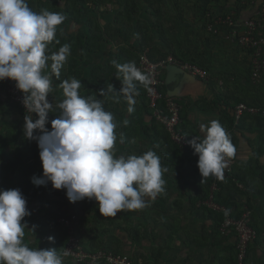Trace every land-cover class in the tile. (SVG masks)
<instances>
[{
  "label": "clouds",
  "instance_id": "1",
  "mask_svg": "<svg viewBox=\"0 0 264 264\" xmlns=\"http://www.w3.org/2000/svg\"><path fill=\"white\" fill-rule=\"evenodd\" d=\"M67 19L64 13L41 9L33 11L27 0H0V81H15L23 93L25 115L23 133L39 148L43 174L33 176L35 186L51 182L54 189L66 190L71 203L88 198L98 202L99 213L115 217L121 211L143 210L149 201L165 192L164 173L160 156L154 150L142 155H115L118 134L114 115L96 95L82 96V83L72 77L59 87L63 100L56 105L59 115L49 121L53 103L48 97L53 91V77L60 79L61 70L71 55L70 45L57 51L50 45L59 44L57 28ZM111 63L121 82L119 91L109 83L99 96L112 94L113 102L123 96L128 113L135 111L137 83L151 91L152 79L134 62ZM122 75V79L120 76ZM33 113L36 118H33ZM51 123V130L46 125ZM203 136L187 140L198 155L197 167L203 177L224 179L228 160L236 156L231 135L218 120L200 123ZM38 133V134H37ZM124 137L119 136L123 143ZM147 198V199H146ZM201 204L207 202L199 201ZM31 212L19 189H0V264H63L67 251L56 248H32L24 242L25 217ZM49 242L54 237L49 236Z\"/></svg>",
  "mask_w": 264,
  "mask_h": 264
},
{
  "label": "crops",
  "instance_id": "2",
  "mask_svg": "<svg viewBox=\"0 0 264 264\" xmlns=\"http://www.w3.org/2000/svg\"><path fill=\"white\" fill-rule=\"evenodd\" d=\"M261 1L262 0H203L200 4L196 3V5H194L192 3V5L190 4L189 6L190 8H183L186 13H183L182 8L181 10L178 8H166L163 4H158L160 10L152 14L151 11H154V9L158 7L157 4L153 7H149L144 4L142 0H136L140 9L136 18H140V13L143 9H150L147 12L149 15L148 18H145L146 13H143L142 15L145 19H140L148 25L149 28L147 31L154 42H156L154 44L157 46L158 50H175V47H177L176 42L171 46H167L158 38L159 24L167 27L169 17L180 18L179 24L184 28L181 29L182 33L179 34L181 39L184 40L187 38L186 36L188 33H191V35H189L190 37L195 36L199 40H203L202 43H198L199 52L197 56L199 59L203 60L206 55V58L208 57L209 59L208 63L210 67H206L208 72L206 79L196 76L193 78V76L183 73L174 67L164 68L162 72L163 84L166 92L169 91L171 95L173 94V96L177 98L180 105V114L185 116L184 120L181 119V125L184 127L185 134L191 139L194 135L202 137L203 134L199 129L200 123L207 124L210 120L215 119L218 120L227 133L231 135L232 142L237 149L236 156L232 158L233 164L230 174L221 180L218 186H215L210 177L203 180L197 167L198 155L193 154L194 150L190 146L178 148L173 143L164 142L162 135H166L165 130L158 122H156V129H158L161 134L155 135V133H153L150 121L151 116L145 114L143 115L141 124H137L136 127L132 125V137L136 134L138 138L145 140V143H143L145 144L144 149H147L145 152L148 150L157 151L161 158L162 166L168 169L163 175V179L166 182L165 195L169 192V194H171L172 203H179V207L177 206L178 211L183 210V206H189L186 210L188 213L187 215H191V211L196 209L201 197H207V200L202 201H206L207 205H210L213 203L212 196L215 194L216 197L218 196L220 200H223L230 206V212L235 213L242 208H247L251 212L255 211L257 208L260 219L263 221L264 79L257 83H252L250 81V61L248 54L237 44L233 34L235 30L238 34L242 32V22L255 14ZM117 2H122V0H109L105 9L101 8V12L94 13L93 17H95L100 25L105 24V22L111 23L116 13L122 9ZM110 4H112L113 7H110ZM191 9L196 10V12L198 11L197 18L195 17L196 15H193L196 12L192 13ZM205 9L215 17L210 24L216 31H208L205 21L202 22L203 29L200 28V32L196 33L190 31L192 27L188 25L186 20H192L195 26L198 23L201 24L203 17L199 16L204 13ZM224 14H226V16L232 14L236 25L228 26L226 24L216 23L215 19L217 17H223ZM150 16L157 17V20H151ZM193 19L198 23H195ZM179 30L180 27L178 26L176 31L177 34ZM135 38H137L135 35H131L129 38H126V36L120 38L118 36L117 39L112 40L111 43L105 44L103 47L107 49L111 48V51H115L116 47L125 44L127 39L131 42H135ZM137 96L139 98H137L138 101L136 100V104H139L141 101L140 95L138 94ZM239 102H244L248 105L251 104L258 108L259 111L256 113L244 112L240 119L230 126L229 120H225L221 112L225 110L227 112L226 114L231 119V117H233V108ZM127 116L128 113L126 114V117ZM221 119H223L224 122L221 123ZM117 125L115 131H117V134L121 131V133L118 134V136H120L122 135V129L119 127L118 123ZM143 125L146 127V132L142 129ZM154 138L158 140L157 144L152 143V139L155 140ZM132 139L133 138L129 139L130 144H127L128 148L135 146ZM140 150L143 153V150ZM140 150L139 153L141 152ZM123 154L124 151H122L121 155ZM128 154L132 155L129 151ZM170 159H174L176 162L171 163ZM192 198L199 200L196 201L193 206L189 203ZM196 215L198 214L196 213ZM197 217H199V215ZM188 219L189 222L193 221L191 217ZM257 221L260 223L262 229L261 236H264V224L259 220ZM38 228L40 234L32 235L33 238L24 240V242L35 245V248H53V242H49L47 239L49 236H52L48 234L49 230H44L42 225L38 226ZM262 247L264 248V246ZM60 249L58 251H60ZM158 262H161V259H159ZM63 264L77 263L63 258Z\"/></svg>",
  "mask_w": 264,
  "mask_h": 264
},
{
  "label": "rangeland",
  "instance_id": "3",
  "mask_svg": "<svg viewBox=\"0 0 264 264\" xmlns=\"http://www.w3.org/2000/svg\"><path fill=\"white\" fill-rule=\"evenodd\" d=\"M53 1L49 0L50 4ZM110 5V7H113L112 4ZM149 10L143 9L140 13V18H148L149 15L147 12ZM191 10L192 13L196 12V10ZM143 13H146L145 18L142 15ZM197 13L198 11L193 14L194 16L196 15V18ZM205 14L206 17L202 18L201 24L193 19L195 23H198L196 26L192 20H186L188 25L192 27L190 31L198 33L200 32V28L203 29L202 22L205 21L206 23L208 12ZM150 18L153 21L157 20V17L150 16ZM208 24L210 22L206 23V27ZM79 30H82L81 24L74 26L68 24L63 27L64 38L61 40L62 45L66 42L67 36L70 33L78 32ZM124 34L129 38V36L133 35V31L129 27H126ZM135 41H139L138 37L135 38ZM110 50L111 48H104V56L103 54L96 55L95 60H103V57ZM78 53L72 54L78 55ZM83 69L84 77L88 76L90 68ZM62 71L67 73L66 64ZM79 80L82 83L83 77ZM113 80L116 86L115 89L118 91L117 85L119 84V80L116 79V75L113 76ZM15 83V81L9 79L0 81V189H19L26 198L27 208L31 212V215L25 217V220L22 221L28 225V229H25L26 235L24 240L33 238L30 230L32 227H38L41 224H45V227L49 230L48 234L52 236L55 234L62 235L68 228L59 222L60 217L62 214L63 216L76 214L81 231L80 237L84 245H88L91 240L96 245L103 243L109 244L118 248L119 253L129 254L134 264H213L214 262L216 264L218 262L217 257L229 255L230 251L223 248L224 243L214 245L215 240L213 232L211 231L210 221L208 222L207 219L197 217L196 209L189 210L191 211V215H187L186 210L189 206L182 205L184 209L178 211L177 206L172 203L171 194L168 192L165 195L166 189L154 201H149V206L143 210H125L119 212L115 217H108L99 213L98 202L94 199L91 200L93 204L90 211H85L82 209L83 205L81 202L79 205L76 202H69L66 196V190L54 189L51 182L47 185L35 186L31 182L32 177H40L43 174L42 162L39 156L40 150L37 143L26 139L23 133L24 117L28 113L20 112L16 109L17 107L11 105L14 103L10 98L12 89L16 88ZM59 84L55 80V77H53V91L50 93L48 100L53 103L54 111L49 114V121L59 115V110L56 109V105L64 98ZM105 97H101V100L104 101ZM97 98L100 99L98 96ZM137 98L139 97H135L138 101ZM5 100L7 101L5 102ZM118 105L122 114L119 118L121 121L126 118L127 114V108L123 105L121 97ZM104 107L117 119L115 104L108 103ZM32 115L35 119L36 114L33 113ZM46 127L51 130V123L46 125ZM8 132L9 135H7ZM120 133L121 131L118 132V134ZM131 138H133L132 140L135 146L130 148L127 145L130 143H120L118 139L114 149L117 157L122 154V151H124L123 155L128 154V151L132 155L138 156L145 153V150H147L146 148L144 149L145 144L143 143H145V140L138 138L136 134ZM140 149L143 150V153H139ZM30 150L36 156L24 159L23 153ZM250 213V215H254L257 220L262 222L257 208ZM190 217L193 219L192 222H189L188 218ZM72 230L77 233L75 228ZM221 239L219 237V240ZM224 241L228 243L231 240ZM154 249L161 250V262L156 263L154 261ZM250 249L251 252L244 264H264V248L261 245L257 246L252 243Z\"/></svg>",
  "mask_w": 264,
  "mask_h": 264
},
{
  "label": "trees",
  "instance_id": "4",
  "mask_svg": "<svg viewBox=\"0 0 264 264\" xmlns=\"http://www.w3.org/2000/svg\"><path fill=\"white\" fill-rule=\"evenodd\" d=\"M142 1L144 2V4L148 5L149 7L150 6L153 7L155 4L157 5L163 4L164 7L166 8L167 7L178 8L179 10H181V8L182 9L190 8L189 6L190 4L192 5V3L194 5H196V3L200 4L203 0H181V1L180 0H142ZM107 2H109V0H54L50 4L49 0H27L29 7L37 13H39L41 9L46 8L51 12L64 13L67 17V19L57 28L56 39H58L60 43L55 44L53 42V44L50 45V49L52 51H57L59 47L62 46L61 40L63 38V31H62L63 27L67 26L68 24H72L73 26L81 24L82 30H79L78 32L75 31V32L70 33L67 36L66 42L63 43V45L64 44L70 45L71 54L72 53L75 54L77 52L79 53L78 55L72 54L69 56L67 63H66L67 73H64L61 70L60 79L57 80L58 83H61L63 80L70 79L72 77H75L77 79H80L83 77L80 94L82 96L96 94L101 99V97L103 96H99L98 94V92L101 89H106L109 83H112L115 86L113 76L117 75V70L114 67V65L111 63V61L116 60L117 62L121 64L126 63V62H134L137 66L141 53L143 51L146 52L148 58L152 62H157L171 55L174 58L175 62L177 63L195 64L205 69L206 71H207L206 67H210L208 63L209 59L208 57L206 58V55L203 60L199 59L197 56V53L199 52L198 46L200 43H202L203 40L201 41L195 36L190 37L189 35H191V33H188V35L186 36L187 38H185L184 40L181 39L179 34L182 33L181 29L183 27L180 26L179 24L180 18L169 17L168 26L164 27L163 25L159 24L160 28L158 29L159 30L158 32L159 40L167 46H171L174 42H176L177 47H175V50L174 49L168 50V51H165L164 49L158 50L157 46L154 44L156 42H154V40L151 38V36L149 35L147 31L149 28L148 25L145 24L140 18L138 17L136 18V15H138L140 11L136 3V0H122V2H117V4L122 7V9L116 13L111 23L108 22V23H105L104 25H100L98 21L95 19V17L93 16H94V13L101 12V8L105 9ZM159 5L157 8L154 9V11H151L152 14H155V12L160 10ZM207 11L208 10L205 9L204 13H202L203 18L206 17L205 13ZM183 12H184V9H183ZM225 16L226 14L223 15V17ZM214 18L215 17L213 16L212 13H208L206 23L211 22L212 19ZM178 26L180 27V30L177 34L176 31H177ZM126 27H129V29L133 31V35L137 36L139 41L131 42L130 40L127 39V41L125 40L126 43L123 44L122 46L121 45L117 46L115 51L110 50L106 54V56L103 57L104 58L103 60L96 61L95 60L96 55L103 54L104 56L103 46H105V44L111 43V41L117 39L118 36L119 37L125 36L124 31ZM83 68H90L88 72V76L86 77H84ZM207 76H208V72H207ZM120 78L122 79V75L120 76ZM160 78L163 80L162 75L160 76ZM120 87H121V82L119 81V84L117 85L118 91ZM137 90H138V94L140 95V100H141L140 103L135 104L134 112L128 113V111H126V113H128V116L126 117V119H122L121 121L119 120V118L122 116V114H121L118 103L113 102L110 94H108L104 98V103H105L104 105L108 103L115 104V110L118 116L115 122L116 124L118 123L119 127L122 129V136L124 137L123 142L125 143L126 142L130 143L129 139L132 137V134H131L132 125L136 127L137 124H141L143 121V115L145 114H148L149 116H151L150 121L152 124L153 133H155V135L161 134L160 131L156 129L157 121L153 115V109L149 107L148 98L146 96L148 90L145 89L139 83H137ZM159 90L162 93L163 98L158 100V106L162 108L165 105V96H168V95L165 90L164 84L159 86ZM121 98H122L123 105H125V107L128 108L129 105L126 99L123 96H121ZM6 101L7 100H5V102ZM11 105H14L15 107H17L16 109L18 111L24 112V110L18 103L14 102ZM226 113L227 112L225 110H222L221 112L222 116L225 117V120L228 119L230 122V126H232L235 120L233 117H231L230 119ZM180 117L182 120H184L185 118V116H183L182 114H180ZM181 122H180V128L182 132L185 133L184 127H182ZM222 122H224L223 119H221V123ZM142 129L144 130V132L147 131L144 125ZM165 134H166L165 136L162 135L164 142H170V143L175 144L170 139L166 131H165ZM7 135H9V132L7 133ZM5 138H7V136H5ZM118 139H119V136H118ZM152 143L157 144L158 140L152 139ZM175 145L179 148L177 144ZM127 155H130V154H126L125 156ZM23 156H24V159H27L30 157H34L36 155L32 150H30V151L24 152ZM170 160H171V163L176 162L174 159H170ZM210 178L214 182L215 186L216 185L218 186L220 184L221 180L218 179L217 181H214L213 177H210ZM203 198L204 197H201L199 200L200 201L207 200V197L204 199ZM212 199L213 201L212 200L211 201L213 203L221 207L225 206L224 210H216L214 208L209 207L206 204L198 203L196 206V210H197L196 213L199 215L201 219H208L210 221L211 231L213 232L214 240H215L214 245H220L224 243L225 245L223 244V248L230 251L228 256L217 257L218 262L216 264H239L238 258H237L236 243L233 238L234 233L232 232V233H229L228 235H222L219 228L221 226V223L224 222V220L226 219V217H231L232 219H238L241 217V215L246 210H249V209L242 208L241 210L233 213L229 211L230 206L227 205V203H225L223 200H220L218 196L216 197L215 194L212 196ZM199 200L192 198L190 199L189 203L191 206H193L194 203ZM80 202L83 205L82 209H84L85 211H90V209L92 208V204H93L90 199L85 198L84 200L77 201L76 204L79 205ZM175 204L176 206L179 207V203H175ZM64 216H67V215H64ZM262 218H263L262 223L264 224V212L262 213ZM249 224L254 228L256 232V237L252 243L255 245L260 244L264 246V236H261L262 229H261L260 223L254 217V215H250ZM41 225L44 227L43 228L44 230H47V227H45V224H41ZM73 228H75L77 232L75 234L80 239L81 245L83 246L84 249L89 250V251L106 250V251H112L113 253H119L118 248H115L105 243L96 245L93 240H91L88 245H84L82 243V238L80 237L81 231H80V226H79L78 221L73 223ZM30 234L31 235L40 234L39 228L37 226L32 227V229L30 230ZM68 235H69L68 229L64 233H62V235L55 234L53 236L54 237V242L52 245L53 248H56L58 250L61 248L60 251L58 252L62 253L65 243L68 239ZM219 237H221L222 239L219 240ZM224 240H227V241L231 240V241L228 243H225ZM28 245L29 247L35 248V245L33 244L31 245L28 244ZM250 245L247 248L246 257L243 260L242 264L246 263V260L251 252ZM166 248H168V246H166ZM160 256H161V250L154 249L153 258L155 262H158V260L160 259ZM213 264H215V262Z\"/></svg>",
  "mask_w": 264,
  "mask_h": 264
},
{
  "label": "built area",
  "instance_id": "5",
  "mask_svg": "<svg viewBox=\"0 0 264 264\" xmlns=\"http://www.w3.org/2000/svg\"><path fill=\"white\" fill-rule=\"evenodd\" d=\"M218 24H226L228 26H235L234 17L232 14L226 17H217L215 19ZM243 30L239 34L235 30L233 32L237 44L248 54L250 61V81L257 83L264 79V0L261 1L260 6L256 10L255 14L247 18L242 22ZM208 31H216L211 25H207ZM167 64H175L189 74L206 79L207 71L195 64L191 63H177L174 58L169 55L167 58L152 62L145 51L141 53L137 67L142 71L150 75L152 83L149 86L151 91L148 90L146 96L148 98L149 107L153 109V115L158 123L162 125L163 129L168 133L170 139L177 144L180 148H186L189 146L187 140H190L180 128V105L178 100L174 96H165V105L160 108L158 106V100L163 98L162 93L159 90V86L163 84V80L160 78L162 72ZM13 102L18 103L25 113L26 109L22 104L23 93L17 88H13L11 91V98ZM259 109L248 105L244 102H239L232 111L233 118L237 122L244 112L256 113ZM30 115V113H28ZM27 114V115H28ZM233 159L228 160V167L225 169L224 178L232 170ZM214 181L218 179L213 177ZM216 210H224L215 203L208 205ZM77 221L75 214H68L67 216H61L59 222L66 228H68V239L62 250V253L67 251L68 255L64 256V259L77 264H134L131 256L127 253H113L112 251L97 250L89 251L83 248L81 241L73 232V223ZM250 211L246 210L240 218L232 219L226 217L224 222L221 223L219 228L222 235H228L234 233V241L236 243L238 263L242 264L246 257L247 248L253 242L256 237L254 228L249 224Z\"/></svg>",
  "mask_w": 264,
  "mask_h": 264
},
{
  "label": "water",
  "instance_id": "6",
  "mask_svg": "<svg viewBox=\"0 0 264 264\" xmlns=\"http://www.w3.org/2000/svg\"><path fill=\"white\" fill-rule=\"evenodd\" d=\"M169 67L177 68L178 70L182 71L183 73H187V74H189L187 71H185L184 69H182L181 67H179V66H177V65H175V64H167V65L165 66L166 69L169 68ZM189 75H191V74H189ZM191 76H193V75H191ZM194 77H195V76H193V78H194ZM167 95H168V96H173V94L171 95L169 91H167Z\"/></svg>",
  "mask_w": 264,
  "mask_h": 264
}]
</instances>
